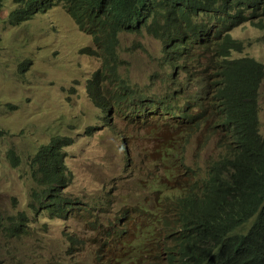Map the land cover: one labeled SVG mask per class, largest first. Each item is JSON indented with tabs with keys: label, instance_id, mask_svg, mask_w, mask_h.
I'll return each instance as SVG.
<instances>
[{
	"label": "trees",
	"instance_id": "16d2710c",
	"mask_svg": "<svg viewBox=\"0 0 264 264\" xmlns=\"http://www.w3.org/2000/svg\"><path fill=\"white\" fill-rule=\"evenodd\" d=\"M16 2L8 16L13 24L63 5L80 30L95 36V49L81 51L102 60L88 82L93 103L108 116L118 110L136 117L135 122L153 120L151 132L143 135L150 147L142 152L151 155L140 183L147 184L146 200L132 207V215L126 213L133 220L131 237L117 247L111 243L116 256L125 247L136 253L131 263L126 255L117 259L122 264H264V135L259 119L264 64L247 56L235 58L245 44L231 35L247 22L263 26L264 0ZM143 32L161 42L164 77L171 79L158 96H148L121 71L120 35ZM209 110H215L211 120L206 119ZM210 122L224 134L218 141L222 152L203 169L188 163L186 148ZM5 135L0 129V139ZM154 139L160 140L159 148ZM72 142V137H53L31 157L30 176L40 188L33 192L35 213L42 208L66 217L61 191L72 179L64 149ZM123 148L129 157L125 144ZM8 159L12 165L20 162L14 152ZM26 222L21 214L9 235L25 233ZM155 244L162 247L156 250Z\"/></svg>",
	"mask_w": 264,
	"mask_h": 264
},
{
	"label": "rangeland",
	"instance_id": "374dc122",
	"mask_svg": "<svg viewBox=\"0 0 264 264\" xmlns=\"http://www.w3.org/2000/svg\"><path fill=\"white\" fill-rule=\"evenodd\" d=\"M17 7L16 0H2L0 8V129L6 132L0 139V264H122L117 258L124 255L131 263L136 252L125 247L116 256L111 243L116 232L122 233L116 247L131 237L133 220L126 213L132 215V207L146 200L147 184L140 183L151 155L142 152L150 147L143 135L151 132L153 120L135 122L136 117L118 110L108 116L93 103L88 82L102 60L81 51L95 49V36L80 30L63 5L13 24L8 16ZM259 20L262 27L245 23L232 31L245 43L235 58L249 56L264 64L262 13ZM120 41L122 73L143 92L162 94L171 79L164 77L161 42L146 32L123 33ZM259 91L264 135V83ZM214 111L209 110L207 120L215 118ZM63 136L73 139L64 149L72 179L61 191L67 200L65 218L42 208L31 210L33 192L40 188L29 168L42 145ZM221 136L208 123L187 148L188 163L205 169L222 152ZM159 144L154 139L153 146ZM9 152L19 157L17 165L10 163ZM21 214L26 232L10 236L8 229Z\"/></svg>",
	"mask_w": 264,
	"mask_h": 264
},
{
	"label": "clouds",
	"instance_id": "9594fccd",
	"mask_svg": "<svg viewBox=\"0 0 264 264\" xmlns=\"http://www.w3.org/2000/svg\"><path fill=\"white\" fill-rule=\"evenodd\" d=\"M128 78H129V77H128ZM129 79H130V78H129ZM130 80H131V79H130ZM131 83H133V82L131 81ZM147 95L149 96V93H147ZM154 95H157V96H158L159 94H152L151 96H154ZM161 120L165 121L166 119L161 118ZM161 120H159V123H161ZM192 140H193V138H192ZM122 144H124V142H123ZM191 144H192V141H191V143L187 146V148H188ZM187 148H186V149H187ZM121 237H122V233L119 232V234H118L117 237H116L115 242L119 241V240L121 239ZM138 244H140V242H139Z\"/></svg>",
	"mask_w": 264,
	"mask_h": 264
},
{
	"label": "bare ground",
	"instance_id": "6f19581e",
	"mask_svg": "<svg viewBox=\"0 0 264 264\" xmlns=\"http://www.w3.org/2000/svg\"><path fill=\"white\" fill-rule=\"evenodd\" d=\"M247 23H250V22H247ZM245 24V23H244ZM231 35H232V32H231ZM233 36V35H232ZM236 39V38H235ZM244 43V42H243ZM245 44V43H244ZM235 53V52H234ZM245 57V56H244ZM249 57V56H247ZM239 58V57H238ZM236 232H238V230H236Z\"/></svg>",
	"mask_w": 264,
	"mask_h": 264
}]
</instances>
